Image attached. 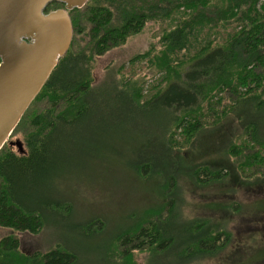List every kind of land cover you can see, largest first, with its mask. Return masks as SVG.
<instances>
[{
  "label": "rangeland",
  "instance_id": "rangeland-1",
  "mask_svg": "<svg viewBox=\"0 0 264 264\" xmlns=\"http://www.w3.org/2000/svg\"><path fill=\"white\" fill-rule=\"evenodd\" d=\"M205 10L199 11L209 16ZM164 27L151 19L93 58L88 114L72 128L58 129L36 169L28 172L25 162L14 166L15 194L40 213L42 227L29 234L0 226V240L12 236L17 243L16 256L5 264H39L55 248L72 254L71 264H264V174L241 172L229 149L239 147V134L250 122L264 138V109L242 106L184 147L169 145L176 129L170 112L162 105L141 107L138 92L123 82L138 81L145 95L162 81L146 60H131L148 50L158 53ZM8 140L22 144L20 155L6 143L14 156H26L21 133ZM199 168L223 169L224 176L198 183ZM150 223L172 237L167 249L120 245ZM220 231L229 239L214 253L189 248Z\"/></svg>",
  "mask_w": 264,
  "mask_h": 264
},
{
  "label": "trees",
  "instance_id": "trees-1",
  "mask_svg": "<svg viewBox=\"0 0 264 264\" xmlns=\"http://www.w3.org/2000/svg\"><path fill=\"white\" fill-rule=\"evenodd\" d=\"M62 7L51 2L44 13ZM68 14L70 45L10 135L22 134L26 156H14L6 143L0 149V226L29 234L40 231L41 215L24 207L15 194L12 169L21 162L28 172L36 169L47 158L46 148L56 143L58 129L72 128L83 120L89 112L88 71L93 58L123 44L147 21L166 25L159 39L161 50L154 54L148 50L131 62L146 60L162 81L145 95L138 81L123 82L138 92L135 98L141 107L162 105L170 112L176 129L169 134V145L184 147L205 126L220 123L242 106L249 105L255 112L264 109V0H87ZM239 135L243 139L239 147L229 149L241 172L252 169L254 174H264V138L259 137L256 124L248 123ZM223 176V169L199 168L195 173L198 183ZM131 234L120 242L130 250L153 246L162 251L173 240L155 223ZM228 239L229 234L220 231L197 238L189 248L210 254L223 248ZM16 252L12 236L0 240V264ZM39 261L71 264L74 257L55 248Z\"/></svg>",
  "mask_w": 264,
  "mask_h": 264
},
{
  "label": "water",
  "instance_id": "water-1",
  "mask_svg": "<svg viewBox=\"0 0 264 264\" xmlns=\"http://www.w3.org/2000/svg\"><path fill=\"white\" fill-rule=\"evenodd\" d=\"M63 7L44 13L51 3ZM87 0H0V149L72 39L69 10Z\"/></svg>",
  "mask_w": 264,
  "mask_h": 264
},
{
  "label": "flooded vegetation",
  "instance_id": "flooded-vegetation-1",
  "mask_svg": "<svg viewBox=\"0 0 264 264\" xmlns=\"http://www.w3.org/2000/svg\"><path fill=\"white\" fill-rule=\"evenodd\" d=\"M11 147H15L16 149H17V147L15 146V145H10ZM17 152L19 153V151H18V149H17ZM20 155H22L23 154V152L22 153H19Z\"/></svg>",
  "mask_w": 264,
  "mask_h": 264
}]
</instances>
